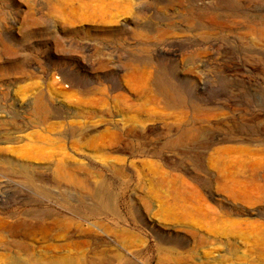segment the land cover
Here are the masks:
<instances>
[{
	"label": "rangeland",
	"instance_id": "obj_1",
	"mask_svg": "<svg viewBox=\"0 0 264 264\" xmlns=\"http://www.w3.org/2000/svg\"><path fill=\"white\" fill-rule=\"evenodd\" d=\"M57 259L264 264V0H0V264Z\"/></svg>",
	"mask_w": 264,
	"mask_h": 264
},
{
	"label": "bare ground",
	"instance_id": "obj_2",
	"mask_svg": "<svg viewBox=\"0 0 264 264\" xmlns=\"http://www.w3.org/2000/svg\"><path fill=\"white\" fill-rule=\"evenodd\" d=\"M39 101H37L38 103ZM91 114L88 113L86 114L85 118L86 119H90L91 118ZM256 126V125H255ZM263 129V128H262ZM239 136V135H238ZM231 137V136H230ZM240 138V137H239ZM67 170L66 166L60 165L56 168V172L58 173V175L60 177L65 178L66 181L71 182V183H78V181L76 179H74L73 177L67 175L65 173V171ZM243 180H247L248 176L244 174V176L240 177ZM240 183H244L242 180L238 179V178H233L231 181V186L225 187V191L226 193H228V196L235 199V200H243V202H245L244 198L245 196L242 195V192H239V185ZM244 196V197H243ZM246 199V198H245ZM54 264H71L70 261L66 260V259H57Z\"/></svg>",
	"mask_w": 264,
	"mask_h": 264
}]
</instances>
